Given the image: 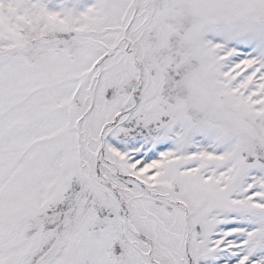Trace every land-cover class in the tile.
<instances>
[{
	"label": "snow or ice",
	"instance_id": "snow-or-ice-1",
	"mask_svg": "<svg viewBox=\"0 0 264 264\" xmlns=\"http://www.w3.org/2000/svg\"><path fill=\"white\" fill-rule=\"evenodd\" d=\"M0 264H264V0H0Z\"/></svg>",
	"mask_w": 264,
	"mask_h": 264
}]
</instances>
